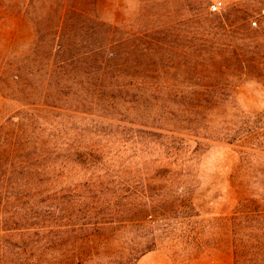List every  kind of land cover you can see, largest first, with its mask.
I'll list each match as a JSON object with an SVG mask.
<instances>
[{
    "label": "trees",
    "instance_id": "obj_1",
    "mask_svg": "<svg viewBox=\"0 0 264 264\" xmlns=\"http://www.w3.org/2000/svg\"><path fill=\"white\" fill-rule=\"evenodd\" d=\"M74 16L81 24L74 33L75 108L84 115L80 118L85 124L79 126L72 155L51 147H45V152L25 138L19 126L26 116L16 114L0 125V264H136L139 254L159 244L178 259L188 258L207 246L209 236L218 235L220 230L227 234L229 223L235 264H264V227L248 225L256 217L197 219L202 214L194 205V190L186 176H177L167 163L170 173L162 174L157 188V181L150 180L146 185L150 192H143L137 189L140 178L132 170L139 153L135 150L127 157L124 153L128 142L139 140L140 135L160 137L170 149L181 140L135 129V125L201 138L221 134L222 140L235 144L249 140L250 148L260 151H264V131L237 129L231 126L234 124L226 110L203 105L209 100L219 103L216 96L173 90V79L161 77L164 61L155 63L156 57L151 58L154 51L167 50L165 54H169L161 45L164 39L154 40L150 33L110 25L85 11ZM61 34L63 38L68 35ZM68 47L61 44L59 51L66 54ZM186 55L180 50V56ZM219 118H223L222 128L216 123ZM30 149H38V153L25 157ZM69 156L72 167L82 176L79 187L66 190L21 185L58 184L63 175L52 168L62 163L61 157ZM127 174L134 180L126 179ZM155 190L158 192L153 193ZM122 200L129 212L123 209ZM256 211L258 217H264L259 208L246 216ZM167 220H173L174 226L159 224ZM248 230L250 234H246ZM243 237H247L245 242Z\"/></svg>",
    "mask_w": 264,
    "mask_h": 264
},
{
    "label": "rangeland",
    "instance_id": "obj_2",
    "mask_svg": "<svg viewBox=\"0 0 264 264\" xmlns=\"http://www.w3.org/2000/svg\"><path fill=\"white\" fill-rule=\"evenodd\" d=\"M214 5L218 11H211ZM81 11L110 25L150 33L154 40L164 39L161 45L169 54H165L167 50L154 51L151 58L156 57L155 63L164 61L161 77L173 79V90L216 96L219 103L209 100L203 105L226 110L234 124L231 126L237 129L264 131V0H0V125L16 114L26 116L20 132L38 149L48 152L46 148L51 147L60 154H73L79 126L85 124L80 118L84 115L76 112L74 95V33L81 26L74 14ZM62 31L68 33L64 38ZM61 44L69 46L66 54L59 51ZM180 50L187 55L180 56ZM174 65L176 69L171 68ZM216 123L222 128L223 118ZM135 126L181 138L171 149L165 140L151 135L128 142L126 157L135 150L139 153L131 168L140 178L137 189L150 192L146 187L150 180L157 181V188L160 177L170 173L169 163L175 174L186 176L187 184L193 187L194 205L202 214L197 219L256 217L249 221V227L256 223L264 227V217H258V211L246 216L253 209L264 210V151L250 148L249 140L240 144L222 140L221 134L201 138ZM38 149L27 150L25 157L34 156ZM70 157H61L62 163L52 168L63 175L58 184L21 185L66 190L79 187L82 176L72 167ZM124 177L134 180L133 175ZM115 203L113 200V207ZM120 203L130 211L125 200ZM143 222L152 225L149 220ZM173 223L167 220L159 224ZM230 227L229 223L227 234L220 230L218 235L209 236L207 246L192 257L178 259L159 244L140 252L136 264H235ZM18 256L11 257L23 260V255Z\"/></svg>",
    "mask_w": 264,
    "mask_h": 264
},
{
    "label": "built area",
    "instance_id": "obj_3",
    "mask_svg": "<svg viewBox=\"0 0 264 264\" xmlns=\"http://www.w3.org/2000/svg\"><path fill=\"white\" fill-rule=\"evenodd\" d=\"M211 11H213V12L218 11V6H216V5L212 6V7H211ZM252 24H253L254 26H257V22H256V21H254Z\"/></svg>",
    "mask_w": 264,
    "mask_h": 264
}]
</instances>
